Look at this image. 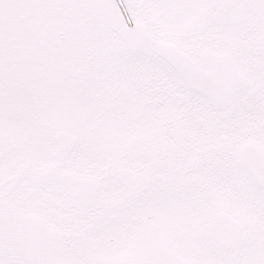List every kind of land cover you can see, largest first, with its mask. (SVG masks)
I'll return each mask as SVG.
<instances>
[{
    "label": "snow or ice",
    "instance_id": "6c2138e0",
    "mask_svg": "<svg viewBox=\"0 0 264 264\" xmlns=\"http://www.w3.org/2000/svg\"><path fill=\"white\" fill-rule=\"evenodd\" d=\"M0 264H264V0H0Z\"/></svg>",
    "mask_w": 264,
    "mask_h": 264
}]
</instances>
